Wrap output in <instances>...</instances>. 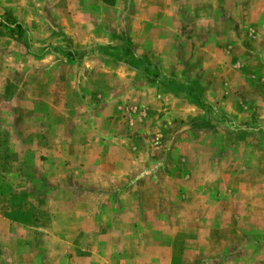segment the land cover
I'll use <instances>...</instances> for the list:
<instances>
[{
  "label": "rangeland",
  "instance_id": "rangeland-1",
  "mask_svg": "<svg viewBox=\"0 0 264 264\" xmlns=\"http://www.w3.org/2000/svg\"><path fill=\"white\" fill-rule=\"evenodd\" d=\"M264 264V0H0V264Z\"/></svg>",
  "mask_w": 264,
  "mask_h": 264
},
{
  "label": "crops",
  "instance_id": "crops-1",
  "mask_svg": "<svg viewBox=\"0 0 264 264\" xmlns=\"http://www.w3.org/2000/svg\"><path fill=\"white\" fill-rule=\"evenodd\" d=\"M14 264V263H13Z\"/></svg>",
  "mask_w": 264,
  "mask_h": 264
}]
</instances>
